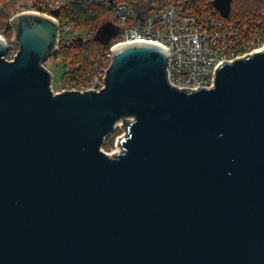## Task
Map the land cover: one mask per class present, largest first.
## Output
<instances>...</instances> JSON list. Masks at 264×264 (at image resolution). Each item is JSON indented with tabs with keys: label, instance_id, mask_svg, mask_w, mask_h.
Instances as JSON below:
<instances>
[{
	"label": "water",
	"instance_id": "1",
	"mask_svg": "<svg viewBox=\"0 0 264 264\" xmlns=\"http://www.w3.org/2000/svg\"><path fill=\"white\" fill-rule=\"evenodd\" d=\"M232 0H216L224 18ZM55 16L60 11H54ZM0 38V264H264V49L178 88L169 54L114 49L100 91H53L58 22ZM109 21L93 40L105 46ZM80 41L83 39L80 37ZM120 124V152L101 147Z\"/></svg>",
	"mask_w": 264,
	"mask_h": 264
},
{
	"label": "built area",
	"instance_id": "2",
	"mask_svg": "<svg viewBox=\"0 0 264 264\" xmlns=\"http://www.w3.org/2000/svg\"><path fill=\"white\" fill-rule=\"evenodd\" d=\"M80 2L82 0H31L16 14L32 12L56 20L59 25L58 51L60 46H68L78 37L80 31L71 22H61L60 15L55 16L54 11ZM90 2L104 3L109 8L106 21L117 26L119 33L80 81L67 82L56 93L103 89L114 49L129 43L149 42L164 48L169 54L167 76L170 84L190 89L213 87L219 64L264 49V11L228 21L230 17L224 18L215 6L216 0H162L160 9L151 13L139 11L137 22L133 23L130 21L133 0ZM16 14L9 16L5 27H11L10 22ZM0 38L8 45L5 58L13 61L20 49L13 40V30L8 38L1 29Z\"/></svg>",
	"mask_w": 264,
	"mask_h": 264
},
{
	"label": "trees",
	"instance_id": "3",
	"mask_svg": "<svg viewBox=\"0 0 264 264\" xmlns=\"http://www.w3.org/2000/svg\"><path fill=\"white\" fill-rule=\"evenodd\" d=\"M137 5L132 8L133 3ZM162 7V0H133L131 4V22H137L139 11L151 13ZM264 11V0H232L231 16L235 19H243L248 14ZM109 8L100 2L92 3L90 0H82L80 3H72L60 9L61 22H71L80 31L79 36L73 39L68 46H60L55 58H61L65 72L63 84L77 82L94 66L98 56L109 48L93 40L97 28L106 21ZM231 18V19H233ZM8 38L12 36L11 27L4 28ZM83 40L80 41L79 38ZM115 38L113 42L116 40Z\"/></svg>",
	"mask_w": 264,
	"mask_h": 264
},
{
	"label": "rangeland",
	"instance_id": "4",
	"mask_svg": "<svg viewBox=\"0 0 264 264\" xmlns=\"http://www.w3.org/2000/svg\"><path fill=\"white\" fill-rule=\"evenodd\" d=\"M31 0H2L0 2V30L4 29L7 25L9 16H12L22 10L25 5L30 4ZM137 5V2L133 3L132 8ZM230 16L228 21L234 20ZM45 67L48 68L52 75V88L54 92L60 91L63 80L65 67L61 58L56 59L55 55L50 56L47 61L44 63ZM125 133V129L122 124H120L114 131H112L106 138L101 147V149L110 156H113V153L120 152L121 146H119V138Z\"/></svg>",
	"mask_w": 264,
	"mask_h": 264
}]
</instances>
